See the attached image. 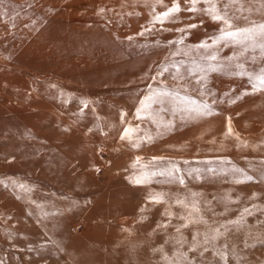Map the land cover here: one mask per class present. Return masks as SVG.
I'll list each match as a JSON object with an SVG mask.
<instances>
[{
    "label": "rangeland",
    "instance_id": "374dc122",
    "mask_svg": "<svg viewBox=\"0 0 264 264\" xmlns=\"http://www.w3.org/2000/svg\"><path fill=\"white\" fill-rule=\"evenodd\" d=\"M172 2L0 0V264H264L261 41Z\"/></svg>",
    "mask_w": 264,
    "mask_h": 264
},
{
    "label": "snow or ice",
    "instance_id": "6c2138e0",
    "mask_svg": "<svg viewBox=\"0 0 264 264\" xmlns=\"http://www.w3.org/2000/svg\"><path fill=\"white\" fill-rule=\"evenodd\" d=\"M185 2L189 5L188 8H186V11L189 12H203L205 15L209 16L211 18V20L213 21H219L221 22L223 25H225L226 27L223 28L221 30V34L215 38H212L211 43L212 44H217L220 41H223L225 46H228V43H234V44H241L244 45L245 42H250L251 46H255L257 37H259L261 43H260V48H261V52L262 54H264V23H260V24H255L253 23L251 27H246V28H240V27H235L233 26V24L231 23L230 19L228 18L226 12L222 13L217 7H216V3L215 0H185ZM203 2L206 7L203 9H198L196 6L197 4ZM231 2H234V0H231ZM181 9L179 7V4L177 3V0H173L172 2V6L167 8L166 11L153 16V22H161L163 23L164 20L170 18V16L173 13H177L179 12ZM198 27V25H188V28L194 29ZM179 31L184 32V29H180ZM141 35H143V32L140 33ZM129 39H132L131 37H129ZM183 37H181L180 40L177 41V43L182 42ZM200 48H203L205 50H208L211 47V44H209L207 41H201L199 44ZM246 50V49H245ZM232 57H228V59H231ZM204 59L209 60V61H215L217 59V54L215 52L210 53L209 55L205 56ZM220 68H223L224 66L221 65L219 66ZM216 70V69H214ZM259 80V84L261 87H264V72L261 73V75L258 77ZM203 85H201V88L203 89ZM253 87H255V85H253ZM152 99L151 97H145L143 100L140 101V105L141 108L146 106V102L148 100ZM208 105L204 104L202 106V108L200 109H196V113L197 115H205V114H210V112H206L205 110L208 109ZM141 109H137V112H139ZM128 129H125V134L128 132ZM231 131V129L229 128V132ZM124 138V134H122V137ZM174 171H179L178 169H174ZM163 174V173H161ZM136 183H141L142 181L140 179H137L135 181ZM178 182L180 184L184 183V179L183 177H179L178 178ZM237 182H241V181H237ZM163 193H153L152 195H150L149 199L159 203L161 201V199L163 198ZM195 195V194H193ZM177 203H183L182 201H177ZM193 209L198 211V209L195 208V205H193ZM247 211V210H246ZM197 223L200 222H205L203 221V219L201 218V220L196 221ZM195 240V237H194Z\"/></svg>",
    "mask_w": 264,
    "mask_h": 264
}]
</instances>
